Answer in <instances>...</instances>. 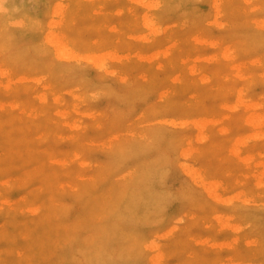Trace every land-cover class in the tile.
<instances>
[{"label":"rangeland","instance_id":"1","mask_svg":"<svg viewBox=\"0 0 264 264\" xmlns=\"http://www.w3.org/2000/svg\"><path fill=\"white\" fill-rule=\"evenodd\" d=\"M0 264H264V0H0Z\"/></svg>","mask_w":264,"mask_h":264},{"label":"bare ground","instance_id":"2","mask_svg":"<svg viewBox=\"0 0 264 264\" xmlns=\"http://www.w3.org/2000/svg\"><path fill=\"white\" fill-rule=\"evenodd\" d=\"M51 24H53V23H51ZM53 25H54V24H53ZM51 26H52V25H51ZM51 36H52L53 38H51ZM54 36H56V33L54 34ZM54 36H53L52 34H50V37H48L47 39H50V38H51V41H52V39H55ZM56 38H57V41H56V42L53 41V43L55 42V45H57V47H58V45H60V46L63 47V46L65 45L64 42H63L64 45H63L62 43H58V41H59V40H62V39H59L60 37H57V36H56ZM58 39H59V40H58ZM49 41H50V40H49ZM50 43H51V42H50ZM53 43H52V45H53ZM54 47H55V46H54ZM64 47L67 48V46H64ZM55 48H56V47H55ZM60 48H61V47H60ZM59 50H60V49H59ZM61 50H62V49H61ZM66 50H68V49H66ZM63 51H64V50H63ZM63 51H62V52H63ZM55 52L57 53L58 51L55 50ZM62 52H61V53H62ZM58 53H59V52H58ZM61 53H60V54H61ZM60 54H59L58 56H60ZM66 54H67V52H66ZM62 55H63V53H62ZM62 55H61L60 57H62ZM68 55H69V54H68ZM65 56H67V55H65V53H64V55H63L64 59H65ZM63 57H62L61 59H63ZM66 58H68V56H67ZM69 58H71V57H69ZM251 107H252V106H251ZM253 107H254V106H253ZM254 116H255V115H254ZM253 119H254V118L252 117V121H253ZM253 123H254V122H253ZM251 124H252V123H251ZM188 172H189V170H188ZM190 172H191V171H190ZM194 174H195V173H194ZM191 175H192V174H191ZM195 178H196V177H195Z\"/></svg>","mask_w":264,"mask_h":264}]
</instances>
